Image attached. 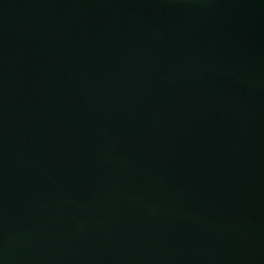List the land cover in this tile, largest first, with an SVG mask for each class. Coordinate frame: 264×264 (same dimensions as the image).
Here are the masks:
<instances>
[{
	"label": "water",
	"instance_id": "obj_1",
	"mask_svg": "<svg viewBox=\"0 0 264 264\" xmlns=\"http://www.w3.org/2000/svg\"><path fill=\"white\" fill-rule=\"evenodd\" d=\"M0 264H264V0H0Z\"/></svg>",
	"mask_w": 264,
	"mask_h": 264
}]
</instances>
